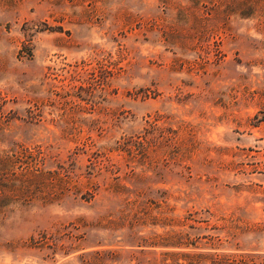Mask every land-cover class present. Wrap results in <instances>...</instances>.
Here are the masks:
<instances>
[{
  "label": "rangeland",
  "instance_id": "1",
  "mask_svg": "<svg viewBox=\"0 0 264 264\" xmlns=\"http://www.w3.org/2000/svg\"><path fill=\"white\" fill-rule=\"evenodd\" d=\"M0 264H264V0H0Z\"/></svg>",
  "mask_w": 264,
  "mask_h": 264
}]
</instances>
